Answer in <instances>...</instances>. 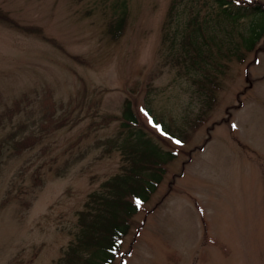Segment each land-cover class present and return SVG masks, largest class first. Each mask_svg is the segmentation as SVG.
Here are the masks:
<instances>
[{
	"label": "rangeland",
	"instance_id": "1",
	"mask_svg": "<svg viewBox=\"0 0 264 264\" xmlns=\"http://www.w3.org/2000/svg\"><path fill=\"white\" fill-rule=\"evenodd\" d=\"M119 1L111 40L116 0H0L19 26L0 23V264L62 261L123 166L124 101L174 158L113 264H264V30L246 46L264 0H233V20L214 0Z\"/></svg>",
	"mask_w": 264,
	"mask_h": 264
},
{
	"label": "trees",
	"instance_id": "2",
	"mask_svg": "<svg viewBox=\"0 0 264 264\" xmlns=\"http://www.w3.org/2000/svg\"><path fill=\"white\" fill-rule=\"evenodd\" d=\"M214 2L217 8L222 10L223 15L230 20L238 17L241 8H244V6L241 8L234 6L237 1L233 4V0H214ZM228 6L230 8L226 9ZM114 9L120 11L119 14L109 19L106 24V34L111 40L120 37L125 25L123 1L116 0ZM257 11L264 16V11L254 9V12ZM0 23L13 28L19 27L1 12ZM263 28L252 29V33L255 30L253 39L247 43V47H253L254 41L258 39ZM192 50L195 53L191 57L190 67L197 69L198 61L204 55H200L198 47L194 44ZM203 76L205 82L198 87L200 94L208 93L213 87L209 84L214 82L207 73ZM206 86H210V89ZM212 101L213 99L207 98L205 102L202 101V104L210 106ZM120 119V127L126 133L119 146L123 166L118 174L100 185L98 192L88 195L83 211L77 215L78 233L75 235L74 242L68 245L62 261L58 264H113L119 254L121 241L129 231L130 219L138 212L139 206L149 199L163 176L165 165L174 158L172 152H161L138 132L133 131L132 127H136L138 121L128 101L123 103ZM150 120L169 137L173 136V131L166 127L164 129L153 117ZM175 139L181 141L178 138ZM136 201H140L139 206Z\"/></svg>",
	"mask_w": 264,
	"mask_h": 264
},
{
	"label": "snow or ice",
	"instance_id": "3",
	"mask_svg": "<svg viewBox=\"0 0 264 264\" xmlns=\"http://www.w3.org/2000/svg\"><path fill=\"white\" fill-rule=\"evenodd\" d=\"M248 2H251V0H248ZM147 115V114H146ZM150 123H151V121H150ZM161 134H164L163 132L161 133ZM177 144H179L180 142L179 141H175ZM136 203H137V206H139V204H140V201H136Z\"/></svg>",
	"mask_w": 264,
	"mask_h": 264
}]
</instances>
